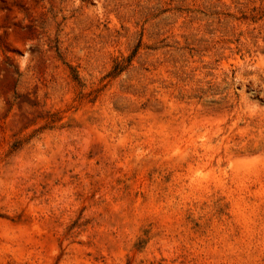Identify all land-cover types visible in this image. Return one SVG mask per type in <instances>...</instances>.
<instances>
[{
	"label": "rangeland",
	"instance_id": "1",
	"mask_svg": "<svg viewBox=\"0 0 264 264\" xmlns=\"http://www.w3.org/2000/svg\"><path fill=\"white\" fill-rule=\"evenodd\" d=\"M0 264H264V0H0Z\"/></svg>",
	"mask_w": 264,
	"mask_h": 264
},
{
	"label": "trees",
	"instance_id": "2",
	"mask_svg": "<svg viewBox=\"0 0 264 264\" xmlns=\"http://www.w3.org/2000/svg\"><path fill=\"white\" fill-rule=\"evenodd\" d=\"M118 71H120V68L114 69V72H118ZM71 78H72L73 81H78V76L73 71H71Z\"/></svg>",
	"mask_w": 264,
	"mask_h": 264
}]
</instances>
